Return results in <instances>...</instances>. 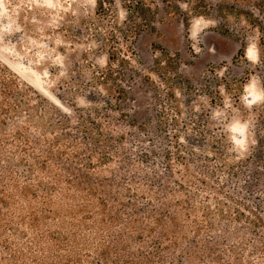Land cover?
<instances>
[{
    "label": "rangeland",
    "instance_id": "obj_1",
    "mask_svg": "<svg viewBox=\"0 0 264 264\" xmlns=\"http://www.w3.org/2000/svg\"><path fill=\"white\" fill-rule=\"evenodd\" d=\"M97 1L0 0V63L32 88L21 112L0 126V175L12 179L3 171L10 162L20 183L58 181L63 191L55 197L60 215L40 229L27 236L15 234L17 225L0 229L24 253L12 260L0 247L2 264H124L128 257L159 264L140 262L152 239L170 246L153 218L158 211L176 216L182 229L167 217L165 225L184 232L176 237L182 250L201 243L192 252L200 260L174 252L181 264H264L263 32L238 13L247 9L264 25L257 0H146L144 16L125 11L128 0H104L101 10ZM220 4L233 12L219 14ZM112 46L118 61L104 77ZM22 127L37 142L28 149L49 169L38 159L21 162L12 136ZM68 180L101 188L120 220L105 227L96 195L82 206L85 189L67 190ZM149 189L160 202H148ZM72 221L83 237L66 247L50 240V231L60 240L69 234ZM36 233L40 243L28 249ZM118 233L124 246L114 249L108 240ZM204 242L220 260L208 258Z\"/></svg>",
    "mask_w": 264,
    "mask_h": 264
},
{
    "label": "trees",
    "instance_id": "obj_2",
    "mask_svg": "<svg viewBox=\"0 0 264 264\" xmlns=\"http://www.w3.org/2000/svg\"><path fill=\"white\" fill-rule=\"evenodd\" d=\"M111 0H107V2H110ZM98 8L97 10L103 9L104 0H98ZM124 9L128 13H137L141 16H144L146 11H150V7L146 5V0H128L124 1ZM254 6L256 10L264 15V0H257L254 3ZM217 11L219 14L224 15L226 12H233L232 6H227L220 4L217 7ZM238 13L240 16H242L250 25L257 27L260 29L261 32H263L264 35V25L261 22V20L254 16L252 12H250L247 9H241L239 8ZM261 36L260 41L264 43V36ZM111 52L109 55H107V64L104 68V77H112V64L115 61H118L117 59V53L116 49L112 46ZM245 50L244 43L242 44L241 48L239 49L238 53L239 55H243ZM121 62L126 61L123 57L120 59ZM120 93L123 92V88L121 86H117ZM32 88L29 87V85L25 83L19 82L17 76L9 71V69L0 63V126L6 125L7 119H12L13 117L17 116L18 113L21 112V107L23 106V100L26 98L27 91H30ZM33 91V90H32ZM33 93L36 94L35 91ZM117 99V98H116ZM22 102V103H21ZM33 117V114H29L28 117ZM27 127H22L15 131V134L12 136L14 139L20 140L19 144H17V147H19L20 151H22L21 162L28 161V158L31 159H38L39 168L43 170H47L50 168V165H48V162L45 159H40L36 155H34L33 151H30L28 147L33 145V147L36 145V140L30 138L28 135H26V129ZM9 136L6 137V140L9 141ZM47 155L56 157V159L60 160L62 153H58L55 155L52 151H47ZM146 158V157H145ZM0 159H2L0 155ZM40 159V160H39ZM16 166L12 163H7L6 167L3 169V171H7V175H11L12 179L7 178V176L0 175V229H6L5 227H12L13 225H17L18 228H15V234L18 232H22L23 234L29 235L31 233V230L40 229V225L42 221L48 222L47 220L55 219L57 215H60V205L59 202L56 201V195H63V191L60 186V182L53 181L49 183H43L39 180L36 181V183H20V177L22 176L14 170ZM2 166H0V169ZM28 168V167H27ZM32 166L29 165L28 170H32ZM68 169V168H66ZM26 182V181H24ZM29 182V181H28ZM67 190H70L72 187L82 186L83 189H85L84 199L86 200L85 203L82 206H87L90 204V199H88L89 196H95L97 198V207L101 211L102 219L101 221L104 223L103 225L106 227L107 222H115L120 220L121 215L118 210V207L111 206L110 209H108V203L107 198L103 196V193L101 192L100 195L98 192L101 191V188H99L97 185L90 183L89 181H81V182H74L71 180H68L65 182ZM100 190V191H99ZM106 191V189H105ZM24 198V203H19L18 198ZM148 202L155 201L160 202V198L156 197L155 191L153 189H149L148 196H147ZM132 205V204H131ZM54 206V207H52ZM17 207V208H16ZM17 209V210H16ZM108 210V211H107ZM66 211L69 214L73 213V210L71 208H66ZM147 214L156 213L154 210H147L145 211ZM158 214L155 215L153 218L156 222V224L161 228L160 233L163 238L169 239L170 246L167 247L166 245H163L159 238L152 239L153 245L150 246L152 248L151 254L149 256L145 254H141L140 262L143 263H150L152 261H159V264H181L182 262V256L180 255L179 258H176L174 256V252H180L182 254H185V256L190 259H196L200 260L201 256L197 255V253L194 252L195 247H199L201 243H198L197 241L194 242L192 246H188L186 249L182 250L179 246V243L177 241L176 237H183L184 238V232L178 230H167L165 225V217H167L169 223L174 226L178 227L179 223L176 220V216L174 214H169L167 211H158ZM164 213V218L160 217V215ZM88 217L91 216V213H86ZM87 217V218H88ZM131 218V217H129ZM134 218H131L130 221H128V227H133V231L136 232V229L134 225H131V221H134ZM70 232L69 234L62 235L63 239L60 240L58 230L56 231H50L49 237L50 240H52L55 244L60 246H68L69 241H75L77 238L83 237L81 233L77 230L76 222L72 221L70 224ZM164 227V229H163ZM139 228V227H138ZM178 228L182 229L181 226ZM212 228V227H210ZM109 229V228H107ZM152 228H146V231L151 233ZM172 232V234H167V232ZM37 235V236H36ZM108 236H112V231H108ZM142 234L137 232V236L142 239ZM38 236H42V234H35L29 237L28 244H26V247L30 249L32 244L38 245L39 240L37 239ZM117 239L116 238H109L108 242L111 241L110 246L114 247V249H118L124 246L122 241V234L118 233ZM226 237L224 236V239ZM204 250L211 252V249L208 248L207 242H204L202 244ZM0 247L3 251H9V256H12V260L16 259L19 254L22 256L24 255L23 251L16 250L14 247H12L11 242L7 239L0 238ZM97 253L100 255L101 259L103 261H107V251L106 249H102V243H98L94 246ZM31 251V250H29ZM192 253V254H191ZM18 255V256H17ZM185 257V258H186ZM210 260H220V256L218 255H212L210 253L209 257ZM2 261H4L0 257V264H2ZM101 261V260H100ZM11 261L9 258H6L5 264H11ZM113 262V261H112ZM36 264H38L37 261H35ZM131 258L128 257L126 260H124V264H131ZM15 264V263H14ZM113 264H119L118 261L113 262Z\"/></svg>",
    "mask_w": 264,
    "mask_h": 264
}]
</instances>
